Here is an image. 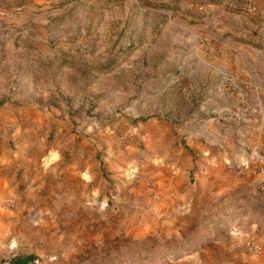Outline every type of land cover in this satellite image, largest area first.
<instances>
[{
  "label": "rangeland",
  "instance_id": "rangeland-1",
  "mask_svg": "<svg viewBox=\"0 0 264 264\" xmlns=\"http://www.w3.org/2000/svg\"><path fill=\"white\" fill-rule=\"evenodd\" d=\"M251 2L0 0V174L17 185L13 195L24 199L53 153L62 164L99 157L106 199L115 197L117 181L156 197L164 170L187 167L184 136L203 121L210 94L238 89L233 78L215 75L235 48L219 24ZM249 36L240 39L248 45ZM243 198L212 211L196 206L179 232H156L153 224L145 231L143 220L131 226V240L82 242L59 257L68 264H216L219 241L241 215L264 214ZM28 245L40 249L33 238Z\"/></svg>",
  "mask_w": 264,
  "mask_h": 264
},
{
  "label": "crops",
  "instance_id": "crops-1",
  "mask_svg": "<svg viewBox=\"0 0 264 264\" xmlns=\"http://www.w3.org/2000/svg\"><path fill=\"white\" fill-rule=\"evenodd\" d=\"M251 1L252 9L232 10L227 24L219 22V32L229 34L235 48L232 56L222 59L215 75L233 78L238 89L218 86L210 94L203 121L199 126L195 121V131L184 136L189 147L187 167L164 170L153 198L143 187L130 189L113 178L115 197L110 200L104 197L107 186L97 156L62 164L59 154L50 153L42 164L43 173L25 187L24 199L13 195L17 185L0 174V264H14L11 259L32 264L24 258L28 255L45 256L49 264L59 263L57 259L68 264L59 255L70 245L92 241L111 246L131 240V226L143 220L145 231L153 224L156 232H179L194 221L200 205L212 211L244 197L264 211L253 157L254 152L264 154V27L258 35L251 33L264 23V0ZM249 34L253 36L247 45L240 38ZM240 100L254 111L240 108ZM193 159L201 162L194 164ZM241 216L234 223L236 230L219 241L223 257L216 264H264V214ZM31 238L40 249L28 245ZM249 240H253L251 250ZM254 245L257 252L252 251Z\"/></svg>",
  "mask_w": 264,
  "mask_h": 264
},
{
  "label": "built area",
  "instance_id": "built-area-1",
  "mask_svg": "<svg viewBox=\"0 0 264 264\" xmlns=\"http://www.w3.org/2000/svg\"><path fill=\"white\" fill-rule=\"evenodd\" d=\"M243 106L245 107V110L247 112L254 111L253 108L250 109L248 106ZM253 157L256 163L255 175L257 179L258 188L262 193H264V154L260 152H254ZM32 264H39V260H32Z\"/></svg>",
  "mask_w": 264,
  "mask_h": 264
},
{
  "label": "trees",
  "instance_id": "trees-1",
  "mask_svg": "<svg viewBox=\"0 0 264 264\" xmlns=\"http://www.w3.org/2000/svg\"><path fill=\"white\" fill-rule=\"evenodd\" d=\"M25 258V260H33L34 259V256H32V255H28V256H25L24 257ZM12 263H14V264H22L20 261H18L17 259H11L10 260Z\"/></svg>",
  "mask_w": 264,
  "mask_h": 264
}]
</instances>
